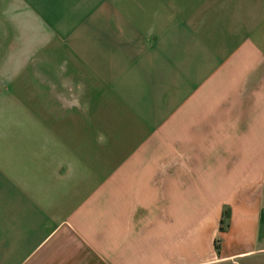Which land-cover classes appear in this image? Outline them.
I'll use <instances>...</instances> for the list:
<instances>
[{"label": "crops", "instance_id": "1", "mask_svg": "<svg viewBox=\"0 0 264 264\" xmlns=\"http://www.w3.org/2000/svg\"><path fill=\"white\" fill-rule=\"evenodd\" d=\"M0 264H264V0H0Z\"/></svg>", "mask_w": 264, "mask_h": 264}, {"label": "trees", "instance_id": "2", "mask_svg": "<svg viewBox=\"0 0 264 264\" xmlns=\"http://www.w3.org/2000/svg\"><path fill=\"white\" fill-rule=\"evenodd\" d=\"M215 248H217V246L215 245Z\"/></svg>", "mask_w": 264, "mask_h": 264}]
</instances>
